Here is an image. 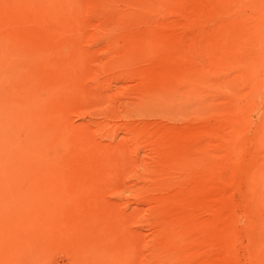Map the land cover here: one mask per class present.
Masks as SVG:
<instances>
[{"label": "rangeland", "instance_id": "374dc122", "mask_svg": "<svg viewBox=\"0 0 264 264\" xmlns=\"http://www.w3.org/2000/svg\"><path fill=\"white\" fill-rule=\"evenodd\" d=\"M0 264H264V0H0Z\"/></svg>", "mask_w": 264, "mask_h": 264}, {"label": "bare ground", "instance_id": "6f19581e", "mask_svg": "<svg viewBox=\"0 0 264 264\" xmlns=\"http://www.w3.org/2000/svg\"><path fill=\"white\" fill-rule=\"evenodd\" d=\"M24 2H25V0H24ZM228 31H229V30H228ZM22 79H23V78H22ZM25 90H26V89H25ZM14 93H15V92H14ZM25 96H26V94H25ZM10 97H11V96H10ZM15 97H16V96H15ZM16 98H17V97H16ZM19 99H20V98H19ZM15 101H17V100L15 99ZM25 102H26V101H25ZM38 124H39V123H38ZM28 126H29V125H28ZM37 127H38V126H37ZM43 127H44V126H43ZM33 130H34V129H33ZM40 130H41V129H40ZM21 131H22V130H21ZM16 132H17V131H16ZM16 132H15V133H16ZM48 132H49V131H48ZM41 133H42V132H41ZM41 133H40V134H41ZM17 134H18V133H17ZM40 134H38V135H40ZM50 134H51V133H50ZM41 135H42V134H41ZM42 137H43V136H42ZM36 138H37V137H36ZM60 140H61V138H60ZM60 140H59V141H60ZM36 141H37V140H36ZM11 145H12V144H11ZM11 145H10V146H11ZM37 146H38V145H37ZM59 147H60V146H59ZM30 149H31V148H30ZM36 149H37V148H36ZM36 149H35V150H36ZM32 150H34V149H32ZM38 150H39V148H38ZM29 152H30V150H29ZM39 152H40V151H39ZM27 154H28V153H27ZM30 154H31V153H30ZM30 154H28L26 157L30 156ZM14 157H15V156H14ZM26 157H25V158H26ZM48 157H49V156H48ZM27 159H28V158H27ZM45 159H47V158H45ZM47 160H48V159H47ZM14 164H15V163H14ZM20 164H21V163H20ZM8 166H9V165H8ZM8 166H7V167H8ZM21 166H22V164H21ZM28 166H29V164H28ZM43 166H44V165H43ZM14 167H16V166H14ZM17 167H18V166H17ZM7 169H8V168H7ZM9 170H11V169H9ZM12 170H14V169L12 168ZM8 172H10V171H8Z\"/></svg>", "mask_w": 264, "mask_h": 264}]
</instances>
